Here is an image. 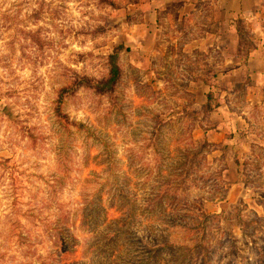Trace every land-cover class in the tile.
<instances>
[{
	"label": "rangeland",
	"instance_id": "rangeland-1",
	"mask_svg": "<svg viewBox=\"0 0 264 264\" xmlns=\"http://www.w3.org/2000/svg\"><path fill=\"white\" fill-rule=\"evenodd\" d=\"M113 1L0 0V264H264V12Z\"/></svg>",
	"mask_w": 264,
	"mask_h": 264
},
{
	"label": "trees",
	"instance_id": "trees-1",
	"mask_svg": "<svg viewBox=\"0 0 264 264\" xmlns=\"http://www.w3.org/2000/svg\"><path fill=\"white\" fill-rule=\"evenodd\" d=\"M101 1H103V2L105 1V2H108L110 4L114 3L113 0H101ZM237 29H238V32L241 36L242 35L241 32H243V30L245 28H243L242 26H237ZM253 44H254V42H252V44L251 45L249 44V45L253 47ZM126 47L127 46H125V44H123V43H120V44L114 46L113 51L109 54V60H110V64H111L109 75L104 80H98L95 83V86L98 90L107 91V90H111L114 88L115 84L117 83V81L119 80V78L121 76V68H120V65L118 63V55H119L120 50H122L123 48H126ZM249 48H251V47H249ZM86 81L91 82L88 78H86ZM68 88H69V86H63L61 88L59 100H61L63 97V93H64L63 91H66V89H68ZM210 91L207 94V102L206 103H207V108L209 110H213L215 106L219 105V102L214 101L215 103H213V105L211 104L213 93ZM56 107H57L56 108L57 112H59L61 115H63L62 110L60 108V104L57 105ZM201 144H208V140L205 139ZM200 228L201 227H199V226H194L195 230H198ZM159 241L160 242H158V241L152 242L151 241L152 244L150 245V247L148 249V251H149L148 256L144 260H142V258L136 260V262L134 264H143L142 261L144 262V264H150V260L154 259L157 255V253H159V251L161 249H163L165 247L168 249L171 247L172 248L175 247V245L171 241H165L164 244H162L161 240H159ZM161 245H163V246H161Z\"/></svg>",
	"mask_w": 264,
	"mask_h": 264
},
{
	"label": "crops",
	"instance_id": "crops-1",
	"mask_svg": "<svg viewBox=\"0 0 264 264\" xmlns=\"http://www.w3.org/2000/svg\"><path fill=\"white\" fill-rule=\"evenodd\" d=\"M220 7H221V12H223V11H227V12L237 11L240 13L239 16L241 18H245V15H247L248 13L264 12V0H233V4H230L229 2H227ZM254 17H255V15H254ZM258 22L261 23V29L264 30V19L260 18V21H257L254 23H258ZM235 30L237 33V40H235V42L237 43L238 46H240L242 42H241V37H240V34L238 32L237 26L235 27ZM251 31L254 35V37H253L254 41L253 42L255 45L253 44V47L250 48V53H249L250 55L248 57L249 61H250L249 64L252 63V65H254L249 70V74L254 76L257 73H260L259 72L260 70L255 69L257 66L255 67V64H253V62L258 63V65L264 62V51L262 50V48H264V38L261 39V41H259L255 37L254 28H251Z\"/></svg>",
	"mask_w": 264,
	"mask_h": 264
}]
</instances>
